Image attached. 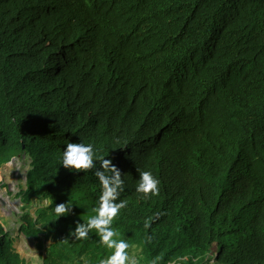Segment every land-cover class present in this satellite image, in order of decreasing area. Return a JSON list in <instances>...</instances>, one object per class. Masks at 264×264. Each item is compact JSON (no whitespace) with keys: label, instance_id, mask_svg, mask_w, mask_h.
Masks as SVG:
<instances>
[{"label":"trees","instance_id":"trees-1","mask_svg":"<svg viewBox=\"0 0 264 264\" xmlns=\"http://www.w3.org/2000/svg\"><path fill=\"white\" fill-rule=\"evenodd\" d=\"M68 142L120 170L137 264H264V0H0V169L28 156L23 199L49 201L20 233L42 264H100L74 232L103 169H65ZM0 264H27L2 223Z\"/></svg>","mask_w":264,"mask_h":264},{"label":"clouds","instance_id":"clouds-1","mask_svg":"<svg viewBox=\"0 0 264 264\" xmlns=\"http://www.w3.org/2000/svg\"><path fill=\"white\" fill-rule=\"evenodd\" d=\"M66 150L62 155V166L73 172L95 169L97 163L103 171L97 170L94 175L98 178L101 185V194L98 198V206L94 209L95 215L87 219L86 223H78L75 230L77 238H87L92 230L99 235L101 243L112 254L100 260V264H137L134 255L127 251L129 244L123 239H119V233L111 227L114 219L118 216L121 209L126 206L125 201L117 200L123 190L124 181L120 170H118L107 157L102 158L97 154L92 143H72L68 142ZM160 181L151 171H141L140 179L137 184V192L143 193L144 198H150L159 194ZM72 206L68 204H58L55 206V213L62 217L69 214Z\"/></svg>","mask_w":264,"mask_h":264},{"label":"rangeland","instance_id":"rangeland-1","mask_svg":"<svg viewBox=\"0 0 264 264\" xmlns=\"http://www.w3.org/2000/svg\"><path fill=\"white\" fill-rule=\"evenodd\" d=\"M30 170L28 156L13 159L9 164L0 169V223L10 232L15 243V249L27 264H42L43 254L37 248L36 241L27 238L20 233L21 217L27 212L35 218L36 210L49 205V201L39 202L34 199L27 203L23 199L22 191L27 189V174ZM48 242L46 245H49ZM216 250V248H215ZM214 250V252H216ZM137 262L140 260L139 253L132 251ZM210 264H214L211 261Z\"/></svg>","mask_w":264,"mask_h":264}]
</instances>
